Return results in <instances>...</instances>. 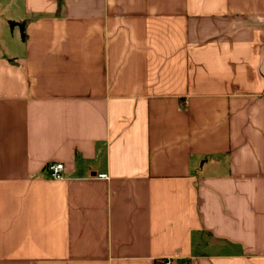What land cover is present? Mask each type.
<instances>
[{
    "label": "crops",
    "instance_id": "0c3cea01",
    "mask_svg": "<svg viewBox=\"0 0 264 264\" xmlns=\"http://www.w3.org/2000/svg\"><path fill=\"white\" fill-rule=\"evenodd\" d=\"M0 21V264H264V0Z\"/></svg>",
    "mask_w": 264,
    "mask_h": 264
},
{
    "label": "built area",
    "instance_id": "2783aa9c",
    "mask_svg": "<svg viewBox=\"0 0 264 264\" xmlns=\"http://www.w3.org/2000/svg\"><path fill=\"white\" fill-rule=\"evenodd\" d=\"M50 176L52 179H63L64 165L62 163H52L48 166ZM99 177L107 179V174H100ZM162 264H172L171 260L166 259L161 261Z\"/></svg>",
    "mask_w": 264,
    "mask_h": 264
},
{
    "label": "rangeland",
    "instance_id": "374dc122",
    "mask_svg": "<svg viewBox=\"0 0 264 264\" xmlns=\"http://www.w3.org/2000/svg\"><path fill=\"white\" fill-rule=\"evenodd\" d=\"M11 22H13V21H9L8 25H7V23L5 24V23L0 21L1 32L2 33H11L13 31V29H17V32L22 34L21 27L19 25H11Z\"/></svg>",
    "mask_w": 264,
    "mask_h": 264
},
{
    "label": "trees",
    "instance_id": "16d2710c",
    "mask_svg": "<svg viewBox=\"0 0 264 264\" xmlns=\"http://www.w3.org/2000/svg\"><path fill=\"white\" fill-rule=\"evenodd\" d=\"M11 25H19L21 27V31H22V37L24 39H26V34H25V23H15V22H11Z\"/></svg>",
    "mask_w": 264,
    "mask_h": 264
}]
</instances>
